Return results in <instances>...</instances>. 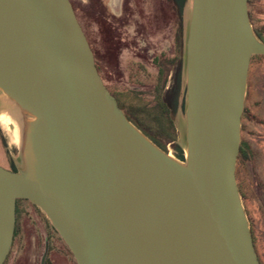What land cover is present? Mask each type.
Instances as JSON below:
<instances>
[{"label": "water", "instance_id": "95a60500", "mask_svg": "<svg viewBox=\"0 0 264 264\" xmlns=\"http://www.w3.org/2000/svg\"><path fill=\"white\" fill-rule=\"evenodd\" d=\"M186 160L138 129L96 67L70 0H0V91L24 116V168L0 165V264L17 202L77 264H261L237 181L254 56L249 0H191Z\"/></svg>", "mask_w": 264, "mask_h": 264}, {"label": "rangeland", "instance_id": "374dc122", "mask_svg": "<svg viewBox=\"0 0 264 264\" xmlns=\"http://www.w3.org/2000/svg\"><path fill=\"white\" fill-rule=\"evenodd\" d=\"M83 16L87 33L94 50L101 62L102 76L111 88L131 89L134 85L128 82L127 65L133 59L143 63L150 74L156 73L153 59L162 53L169 57L175 55V21L176 14L169 0H104L107 12L94 0H72ZM254 23L264 30V0H253L251 6ZM99 12L103 14H99ZM192 2L186 9L185 35L191 18ZM106 18L114 24L115 35L122 39L117 43L113 54H109V44L104 40V27L99 20ZM105 20V19H104ZM119 46L121 49H119ZM118 51V52H117ZM117 52V53H116ZM112 53V52H111ZM174 75L171 74L167 86L172 87ZM151 82L141 84L136 90L147 92L153 87ZM186 83V79L185 82ZM134 88V87H133ZM150 100V99H149ZM245 109L247 114L242 121V142L245 163L239 167L238 178L242 184L244 207L250 222L251 230L259 237V248L264 264V58L253 61L248 80V92ZM12 108L0 103V165L11 167L12 160L16 168H24L22 146L15 140V124L11 122ZM178 143L186 152V110H181L174 117ZM168 154L176 157L173 145H169ZM182 162V161H180ZM47 216L34 206H22L20 238L24 240L28 257L22 264H40L43 254L42 246L48 231ZM48 219V218H47ZM49 220V219H48ZM51 223V222H50ZM47 227V228H46ZM36 258L31 253L34 252ZM37 256H39L37 258ZM67 264L64 258L58 260Z\"/></svg>", "mask_w": 264, "mask_h": 264}, {"label": "trees", "instance_id": "16d2710c", "mask_svg": "<svg viewBox=\"0 0 264 264\" xmlns=\"http://www.w3.org/2000/svg\"><path fill=\"white\" fill-rule=\"evenodd\" d=\"M76 15L78 16L79 22L86 34L91 49L95 56L96 67L101 75L105 85L107 86L110 93L117 99L120 108L125 112L127 118L140 129L148 138H150L157 146H159L165 152H168L169 145H173L176 151V157L185 162L186 154L182 145L178 143V135L174 124V117L177 116L179 111L184 110L186 106V83L185 82V46H186V20L185 13L189 6L191 0H169L171 3L175 14V55L169 57L167 53H162L159 56H155L153 59V65L156 73L154 75L150 74L148 69L143 63L137 62L131 59L127 65L128 72V82H131L134 86L131 89L122 90L121 88H111L106 84L102 76V67L97 52L94 50L93 45L89 39L87 33L86 22L83 16H80L77 6L70 0ZM93 5L99 4L103 9V13L107 12L106 5H104V0H94ZM253 0H249V13L251 18V23L255 30L257 37L264 42V30L258 28L253 19V13L251 6ZM102 12L99 14H103ZM105 19V20H104ZM99 20L104 27V40L109 44V54H113L115 51V46L117 43H121L122 39L115 35L116 28L114 24L108 23L106 18ZM117 47V46H116ZM119 49L121 47L119 46ZM122 50V49H121ZM112 52V53H111ZM118 52V51H117ZM116 52V53H117ZM264 56H254L252 63L255 59ZM174 75V82L171 88L167 86L169 82L170 75ZM140 82V85L151 82L153 87L147 92L138 91L136 87ZM150 99V100H149ZM247 114L245 109L243 115V121ZM245 163V153L243 148L238 158L237 164V181L242 196L244 204V195L242 192V184L239 182L238 173L241 164ZM10 165L12 169L10 171L17 172V168L12 160H10ZM28 204L37 208V206L31 204L27 200H18L17 202V225L15 235L18 236L20 233V224L22 219V206ZM245 205V204H244ZM46 225L49 229L54 231L55 228L52 226L50 221L45 218ZM62 239V238H61Z\"/></svg>", "mask_w": 264, "mask_h": 264}, {"label": "flooded vegetation", "instance_id": "af4514ba", "mask_svg": "<svg viewBox=\"0 0 264 264\" xmlns=\"http://www.w3.org/2000/svg\"><path fill=\"white\" fill-rule=\"evenodd\" d=\"M6 169L11 170L12 167H6ZM46 230L48 231V233L44 242L45 244L42 246L43 254L41 255L42 261L40 262V264H60V262H58L60 258H64L67 264H77L71 250L66 245V242L61 239L59 233L49 228H47ZM252 234L260 262L261 264H263L259 248V237L257 236V233H255V231H252ZM36 252L31 253L35 256V258ZM37 253H39V251ZM28 256L29 254L27 253V248L24 240L20 238L19 234L18 236L15 235L11 253L5 264H22L24 262L23 259ZM38 257L39 256H37V258Z\"/></svg>", "mask_w": 264, "mask_h": 264}, {"label": "bare ground", "instance_id": "6f19581e", "mask_svg": "<svg viewBox=\"0 0 264 264\" xmlns=\"http://www.w3.org/2000/svg\"><path fill=\"white\" fill-rule=\"evenodd\" d=\"M0 103L4 106H8L12 108V112L10 115L11 122L15 124V140L16 143L20 146L23 145L24 139V124L26 121L33 120V118H28L23 115V113L19 110L17 105L3 92L0 91ZM172 157V156H171Z\"/></svg>", "mask_w": 264, "mask_h": 264}]
</instances>
